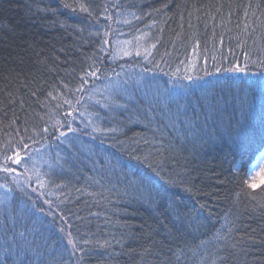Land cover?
<instances>
[{
    "label": "trees",
    "instance_id": "16d2710c",
    "mask_svg": "<svg viewBox=\"0 0 264 264\" xmlns=\"http://www.w3.org/2000/svg\"><path fill=\"white\" fill-rule=\"evenodd\" d=\"M262 77L264 0H0V264H264Z\"/></svg>",
    "mask_w": 264,
    "mask_h": 264
},
{
    "label": "snow or ice",
    "instance_id": "6c2138e0",
    "mask_svg": "<svg viewBox=\"0 0 264 264\" xmlns=\"http://www.w3.org/2000/svg\"><path fill=\"white\" fill-rule=\"evenodd\" d=\"M81 8L85 11H87L86 8H84L83 5H81ZM152 47H155V45H153ZM139 54V53H137ZM99 71V69H95L94 71H88V72H85L84 76H82L80 79H81V84L79 87H77L75 89L76 92H80V93H83L86 89V86H87V83L88 81L85 79V77H88V78H94L96 77V74L97 72ZM217 71H219V69H217ZM225 71H229V72H239V73H244L245 72V68L244 67H241L240 65H236L235 67L233 68H227L225 69ZM185 79L187 80H192L193 77L191 75H187L185 76ZM247 86L248 88L250 89H259V91L264 94V77H262L259 81H249L247 82ZM80 101L77 100L76 103H79ZM66 104H68L69 106H71L72 104V101L71 100H66L65 101ZM69 115H71L69 113ZM61 127H64V125H61ZM56 129L53 128V134L55 133ZM75 129H73L71 127V124L69 123L67 125V132L65 131H61L59 133V136L57 137V139H59L60 137H66L67 136V133L68 132H74ZM226 131L229 135H231L233 129L231 127H227L226 128ZM49 132V129L47 127L41 129V133L43 134H47ZM28 139H32L31 137H29ZM34 143L36 141H33ZM145 143H149L148 141H144ZM29 148V145L27 143L24 142V138L21 137L20 138V148L15 150L13 155L9 156V155H5L4 156V159L2 162H0V172L4 173L6 176H13V179H16V177L18 175H20L21 173H17V169L15 167H12L11 165H17V166H23L27 163L28 160H31L32 157H31V154H27V158H25L24 156L21 155V152L22 151H26L27 149ZM156 152H160L161 149H155ZM151 154V153H150ZM149 154V155H150ZM137 159H139V157H137ZM144 159L147 160L148 159V156H144ZM261 159H264V157H261ZM151 167V165H149ZM29 171V169L27 167H24V173H27ZM55 172V169L52 167V165H49V171L46 172V173H43L41 174L39 171H36L35 175H36V178H37V181L39 182V187L40 188H44L45 187V184L46 182H50L51 180V177L52 175L54 174ZM42 175L44 177H48V181L42 179ZM17 183H19V181L17 180ZM252 187H255L256 185L255 184H252L251 185ZM0 187H6V185H0ZM22 191V190H21ZM31 191L33 193H35L37 191L36 188H32ZM7 192H12V189L11 188H8L7 189ZM45 203H50L48 201H45ZM39 211L41 213H43L44 209L41 208L39 209ZM51 214V213H49ZM66 219V218H65ZM61 232H64L65 229L61 228L60 229ZM67 243L70 244L72 246L73 249H76V250H79L76 248V245H77V240L73 239L72 238V234L71 232H68L67 233ZM89 241L85 240L83 241V243H88Z\"/></svg>",
    "mask_w": 264,
    "mask_h": 264
},
{
    "label": "rangeland",
    "instance_id": "374dc122",
    "mask_svg": "<svg viewBox=\"0 0 264 264\" xmlns=\"http://www.w3.org/2000/svg\"><path fill=\"white\" fill-rule=\"evenodd\" d=\"M253 174L257 181H262L264 179V159L260 160L257 165H255Z\"/></svg>",
    "mask_w": 264,
    "mask_h": 264
}]
</instances>
